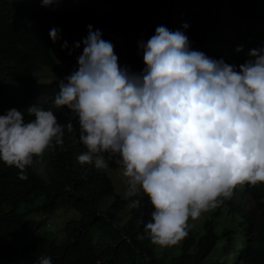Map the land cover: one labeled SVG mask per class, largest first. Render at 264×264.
Listing matches in <instances>:
<instances>
[{"label": "clouds", "instance_id": "9594fccd", "mask_svg": "<svg viewBox=\"0 0 264 264\" xmlns=\"http://www.w3.org/2000/svg\"><path fill=\"white\" fill-rule=\"evenodd\" d=\"M61 2L40 0L46 8ZM49 36L55 43L59 30ZM82 43L77 68L57 80L54 98L40 92L26 112L0 115V161L19 169L20 180H27L34 158L63 147L64 127L44 107L51 100L79 125L86 150L78 161L121 169L129 208L140 206L131 199L139 193L149 198L154 210L144 234L154 245H176L190 219L231 199L238 186L264 183V47L249 50L237 66L225 62L236 48L210 49L211 58L191 48L185 31L159 25L139 43L143 70L132 72L120 66L100 30L89 25ZM79 48L77 42L73 50ZM34 264L52 258L38 256Z\"/></svg>", "mask_w": 264, "mask_h": 264}, {"label": "trees", "instance_id": "16d2710c", "mask_svg": "<svg viewBox=\"0 0 264 264\" xmlns=\"http://www.w3.org/2000/svg\"><path fill=\"white\" fill-rule=\"evenodd\" d=\"M203 1L206 6L210 2ZM70 2L62 0L46 8L40 0H0V115L12 108L26 112L40 92L54 98L57 80L70 75L58 57L69 66L77 63L89 25L112 42L120 66L132 72L143 70L139 43L154 35L159 25L185 31L191 48L209 56L201 47L213 21L211 10L185 18L177 0H87V10L68 13ZM191 4L200 1L191 0ZM218 4L219 9L226 7L223 0ZM98 5L109 12L99 10ZM251 7L252 11L235 12L237 25H228L221 38L227 43L221 46L243 47L240 54L233 53L225 61L228 64L239 66L248 59L249 50L264 47V31L245 30L256 21L264 30L261 7ZM185 23L187 30L182 28ZM53 28L59 30L55 43L49 36ZM234 34L238 40L232 41ZM65 41L68 47L62 50ZM77 42L80 48L73 50ZM45 71L55 81L41 82ZM44 107L63 125L64 144L48 148V155L41 157L51 169L47 180L34 170L40 158H34L26 169L27 180L18 178L19 169L0 161V264H34L38 256H50L52 264H264V183L238 186L231 199L208 215L211 218L201 230L189 225L178 247L154 245L144 234V224L154 210L149 198L142 192L131 198L141 203L129 208L125 220L122 212L129 199L116 194L110 178L77 159L86 150L79 141L77 121L66 108H55L51 100ZM24 203H29L26 212L21 210ZM61 207L80 213V220L67 224L63 242L44 238L42 225L26 218L36 212L55 213ZM223 213L225 220L220 222L217 219ZM93 231L99 232L97 240Z\"/></svg>", "mask_w": 264, "mask_h": 264}, {"label": "rangeland", "instance_id": "374dc122", "mask_svg": "<svg viewBox=\"0 0 264 264\" xmlns=\"http://www.w3.org/2000/svg\"><path fill=\"white\" fill-rule=\"evenodd\" d=\"M199 1L200 4L194 5L191 4V0H177V9L180 11V14L185 16V18L197 14L198 12L199 13L201 12V15H205L207 10L213 11V21L212 24H210V26L208 27V31H207L208 38L204 43V48L208 50V54L210 55L211 58H212L211 52L215 53L221 45L227 44L225 41H222L221 38L225 34V31L229 29L228 25L231 27L237 25L238 18L235 15V12L237 10L242 9L245 11H252L253 9L251 6H260L261 9L259 12L263 14L264 17V0H223V4L226 7H221V9H219V4H218L219 0H210L207 6L203 0H199ZM97 8L99 10L104 11L105 13L109 12V9L104 6L98 5ZM82 9L83 10L88 9L87 0H72L70 4H67L68 13H76ZM206 20L208 23L209 19ZM252 28L257 31L260 30L264 31L262 30L260 21H256L255 24L248 25L245 30L251 31ZM235 40H238L236 34H234V37L232 38V41ZM239 47L242 46L239 45ZM224 50L226 49L224 48ZM233 52L235 54H240V52H237L236 49H233ZM58 60L61 63V67L64 70H67L68 73H72V71L77 68V63H75L73 66H69L66 63H63L59 57ZM40 80L43 83H49L55 81V79L49 76V74L46 71L40 74ZM47 155H48V151L46 150L45 153L43 154V157ZM42 160H43L42 158L38 160V162L34 166V170L39 176H41V178L47 180L48 175L51 172V169L47 167L45 165V161ZM98 173L99 175H106L108 178H110L113 181L116 194H118L123 199H129L125 195L126 178L122 175L121 169H119L115 164H110L107 169L98 170ZM41 200L42 199H40V201ZM28 206L29 203L22 204L21 210L23 212H26ZM216 209L217 208L211 209L208 212L203 213L200 216V218L196 220L190 219L188 222L189 225L195 229L198 228L199 230H201L200 229L202 227L201 225L205 223L207 219L211 218L208 217V215L214 211H217ZM128 211H129V207H127V209L122 212V217L125 220L127 219ZM26 218L29 220H35L42 225V235L44 238L49 240H58V242H63L66 241V237H67V232H66L67 224L69 222L80 220V213L72 207H61L55 213L44 214L41 212L40 213L36 212L33 214H27ZM217 220L220 222L225 220V214L224 213L221 214ZM93 234L97 240L99 232L93 231ZM183 242L184 241L182 239L180 242H178L176 245L173 246L178 247L179 245L183 244Z\"/></svg>", "mask_w": 264, "mask_h": 264}]
</instances>
